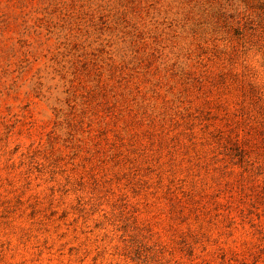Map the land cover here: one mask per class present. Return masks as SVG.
Segmentation results:
<instances>
[{"label":"rangeland","instance_id":"rangeland-1","mask_svg":"<svg viewBox=\"0 0 264 264\" xmlns=\"http://www.w3.org/2000/svg\"><path fill=\"white\" fill-rule=\"evenodd\" d=\"M255 258L264 0H0V264Z\"/></svg>","mask_w":264,"mask_h":264},{"label":"trees","instance_id":"trees-1","mask_svg":"<svg viewBox=\"0 0 264 264\" xmlns=\"http://www.w3.org/2000/svg\"><path fill=\"white\" fill-rule=\"evenodd\" d=\"M254 262H253V264H255L256 262H257V259L255 258L254 260H253ZM234 262H236L235 260H234ZM228 264H232V263H228ZM239 264H245V263H239Z\"/></svg>","mask_w":264,"mask_h":264}]
</instances>
